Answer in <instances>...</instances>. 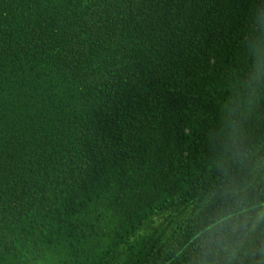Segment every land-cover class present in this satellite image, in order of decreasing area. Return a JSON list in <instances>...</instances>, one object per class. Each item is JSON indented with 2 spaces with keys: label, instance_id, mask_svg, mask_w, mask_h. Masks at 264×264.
<instances>
[{
  "label": "trees",
  "instance_id": "16d2710c",
  "mask_svg": "<svg viewBox=\"0 0 264 264\" xmlns=\"http://www.w3.org/2000/svg\"><path fill=\"white\" fill-rule=\"evenodd\" d=\"M0 264H264V0H0Z\"/></svg>",
  "mask_w": 264,
  "mask_h": 264
}]
</instances>
